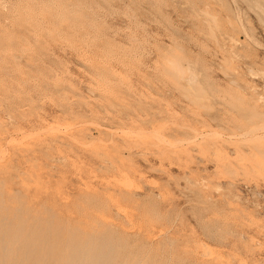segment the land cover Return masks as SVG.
<instances>
[{
	"label": "rangeland",
	"instance_id": "374dc122",
	"mask_svg": "<svg viewBox=\"0 0 264 264\" xmlns=\"http://www.w3.org/2000/svg\"><path fill=\"white\" fill-rule=\"evenodd\" d=\"M1 206L40 264H264V0H0Z\"/></svg>",
	"mask_w": 264,
	"mask_h": 264
},
{
	"label": "bare ground",
	"instance_id": "6f19581e",
	"mask_svg": "<svg viewBox=\"0 0 264 264\" xmlns=\"http://www.w3.org/2000/svg\"><path fill=\"white\" fill-rule=\"evenodd\" d=\"M1 203H2V201H1ZM1 205H4V203H2ZM6 207L7 206L4 205V208H6ZM0 208H1V210H0V264H14V263H16V264H18V263L19 264H36V263H39L40 264V263H44V262L46 263V259H45L46 257L42 258V257H44V256H42V253H43L42 251H41L42 257L38 258L37 256L33 257V255H35L37 253L35 251V249H30V248H35V247H39V246L46 247V241H48L46 239L49 238V237L47 238L46 236H44L46 234L41 235V236L33 234V232L35 230L34 228L37 227L36 226L37 222L34 220L31 223H27L26 218H18V216H17L16 222L12 223V221L10 219L8 220V218H6L7 215L3 214L2 206ZM7 209H8V207H7ZM16 210L20 211V209H16ZM19 217H20V215H19ZM36 218H37V216H36ZM48 220H49V218H48ZM45 222H46V220H45ZM47 223H48V221H47ZM48 226H49V223H48ZM48 230H50V229H48ZM46 231H47V229H46ZM50 231H49V233H50ZM20 238H21V242H17L18 246L14 247L13 243H15L18 240L20 241ZM48 243H49V241H48ZM55 246H53V248ZM13 250L17 251V253H15V252L13 253ZM42 250H44V249H42ZM54 250H57V249H54ZM11 253H13V255H11ZM96 253L97 254L91 253L90 256L88 254L89 257L88 256L87 257H88V259H90L88 264H106V261L108 259L107 256H109L108 251L103 252L102 250H98V252H96ZM70 254H72V253H70ZM75 254L76 253H74V255ZM14 255H16V256H14ZM69 261H70V259H69ZM50 262H52V261L50 260ZM52 263H54V262H52Z\"/></svg>",
	"mask_w": 264,
	"mask_h": 264
}]
</instances>
